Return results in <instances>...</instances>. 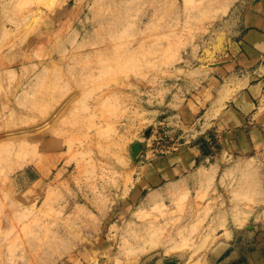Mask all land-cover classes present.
Masks as SVG:
<instances>
[{"label":"rangeland","instance_id":"rangeland-1","mask_svg":"<svg viewBox=\"0 0 264 264\" xmlns=\"http://www.w3.org/2000/svg\"><path fill=\"white\" fill-rule=\"evenodd\" d=\"M254 14L264 0H0V264H264ZM194 146L195 187L129 201Z\"/></svg>","mask_w":264,"mask_h":264},{"label":"crops","instance_id":"crops-1","mask_svg":"<svg viewBox=\"0 0 264 264\" xmlns=\"http://www.w3.org/2000/svg\"><path fill=\"white\" fill-rule=\"evenodd\" d=\"M254 15L258 26L263 27L264 14ZM248 36L258 41L259 46L264 45V33L260 30H251L246 34V37ZM242 98H245V96L243 95ZM201 154V148L195 146L187 148L182 147L172 155L167 156L164 160L155 161L154 164L147 167L150 168L149 175L146 177H144V175L141 176L140 181L132 188L129 201L131 203H139L140 195L146 190H148L149 195L154 194L158 198L167 200L165 196V189H167V187H182V190L195 187L201 172L210 167L208 164H204V162L203 164H198V157H200ZM211 168H213V166ZM192 182L194 184H191ZM174 260V257H165L160 261V264H170V262L175 264Z\"/></svg>","mask_w":264,"mask_h":264},{"label":"water","instance_id":"water-1","mask_svg":"<svg viewBox=\"0 0 264 264\" xmlns=\"http://www.w3.org/2000/svg\"><path fill=\"white\" fill-rule=\"evenodd\" d=\"M142 147H141V143L140 142H136L132 145V150L134 151V156H137V154L141 151Z\"/></svg>","mask_w":264,"mask_h":264},{"label":"bare ground","instance_id":"bare-ground-1","mask_svg":"<svg viewBox=\"0 0 264 264\" xmlns=\"http://www.w3.org/2000/svg\"><path fill=\"white\" fill-rule=\"evenodd\" d=\"M154 234V233H153ZM176 247V246H175Z\"/></svg>","mask_w":264,"mask_h":264}]
</instances>
